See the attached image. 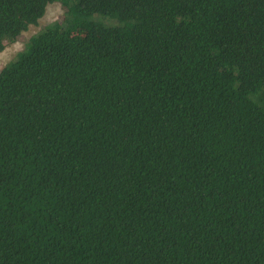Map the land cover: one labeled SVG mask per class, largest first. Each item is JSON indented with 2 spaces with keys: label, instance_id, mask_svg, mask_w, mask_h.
<instances>
[{
  "label": "trees",
  "instance_id": "16d2710c",
  "mask_svg": "<svg viewBox=\"0 0 264 264\" xmlns=\"http://www.w3.org/2000/svg\"><path fill=\"white\" fill-rule=\"evenodd\" d=\"M53 2L0 70V264H264V0H0V51Z\"/></svg>",
  "mask_w": 264,
  "mask_h": 264
},
{
  "label": "rangeland",
  "instance_id": "374dc122",
  "mask_svg": "<svg viewBox=\"0 0 264 264\" xmlns=\"http://www.w3.org/2000/svg\"><path fill=\"white\" fill-rule=\"evenodd\" d=\"M62 13L63 9L59 2L50 3L47 5L45 13L37 25H30L26 31L22 32V36L19 40L13 42L5 41L4 49L0 51V70L9 61L14 59L17 53L23 50L25 44L32 35L36 34L41 27L60 19ZM83 32V30H80V33Z\"/></svg>",
  "mask_w": 264,
  "mask_h": 264
}]
</instances>
